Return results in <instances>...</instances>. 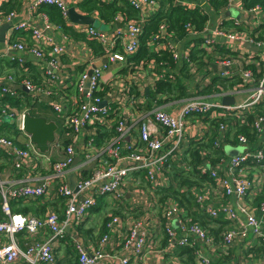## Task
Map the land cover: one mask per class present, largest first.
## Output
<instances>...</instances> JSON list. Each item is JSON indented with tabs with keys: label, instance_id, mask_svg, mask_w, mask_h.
I'll use <instances>...</instances> for the list:
<instances>
[{
	"label": "built area",
	"instance_id": "obj_1",
	"mask_svg": "<svg viewBox=\"0 0 264 264\" xmlns=\"http://www.w3.org/2000/svg\"><path fill=\"white\" fill-rule=\"evenodd\" d=\"M127 1L139 11L140 19L129 21L125 32L113 30L107 33L93 26L82 25L76 29L95 38L102 53L89 69L77 75L74 92L80 100L68 111L56 99L52 104L64 130L61 137L54 139V150L63 149L64 157L50 161L46 152L38 151L28 134L24 144L18 146L15 140L0 131V149L10 151L14 167L35 166L34 169L37 170L40 162H47L49 165L45 174H36L31 181L18 187L8 186L0 180V209L5 215V218L0 217V235L13 237L15 233L24 230L35 233L39 228L50 232L48 238L25 249L18 247L15 241L0 245L2 264H18L19 260L25 264H54L56 257L53 242L65 235L66 227L71 223L82 224L91 215V209L97 207L105 197L119 206H125L127 214L109 215L104 222L105 232L90 251L82 243L74 245L78 264H151L141 258L149 249L151 241L146 229L148 220L143 215H137L140 208L143 209V214L151 216L150 222L161 221L168 248H191L194 264H211V259L202 251L204 246L208 248L213 244L209 231L201 223L193 221L174 197L160 198L158 189L167 188L172 182L168 158L176 159L190 138L204 137L208 127L206 118L219 117L234 118L239 125L249 126L253 137L249 139L245 134L238 133L235 141L231 142L227 136V122L219 123L213 147L224 152L225 146L229 144L241 147V151L234 156H220L214 164L210 162L208 153L202 155L204 161L197 169L200 175L209 176L211 181L191 187L194 206L214 220H225V228L220 233L219 251L222 256L229 254L236 242L252 243V247L259 243L264 245L262 220L257 216V213L264 214V39H257L258 35L252 34L251 30L237 28L240 27L238 19L234 21L235 26L230 28L218 25L211 29L207 26L203 42L198 47L211 52L216 42H222L234 53L235 58L215 56L216 67L222 79H239V83L234 86L226 83L220 92L209 95L180 99L177 101L179 106L165 105L175 107L171 110L155 104L148 107L150 103L141 95L143 89L139 81L141 77L148 76L154 81L156 76L139 64L132 66L127 57L137 51L144 18L157 11L159 3L157 0ZM198 1H195L196 9L204 12L206 6H209V0ZM43 4L55 5L66 16L68 6L64 0H34L31 3V13H37L38 7ZM259 10L258 5L247 9L252 13ZM37 15L44 21V28L50 29L46 14ZM16 17L15 11L7 14L0 11V25L3 20L11 22ZM184 28L187 38L196 33L190 22ZM12 30H28L32 41L27 43L21 39L9 42V47L26 51L37 60L46 59L50 67L59 68L62 48L44 31L35 27L31 21L21 20L12 24ZM171 36L166 24L161 22L150 38V45L164 43L172 51L175 60H186L187 52L180 54L175 50V41H171ZM165 39L167 40L164 42ZM245 43L257 46L258 50L245 48ZM104 59L106 63L102 62ZM97 62L101 65L97 66ZM110 64H120V68H127L126 76L116 73L114 78L120 79L119 83L115 79L102 83L100 79L101 71ZM44 68L47 74H52L46 65ZM192 72H195L194 67ZM15 85L17 84L12 76L0 74V98L11 94ZM21 87L27 89L28 93L41 91L29 79H22ZM42 90L49 93L46 89ZM114 94H117L116 98ZM224 96L242 99L231 105L223 104L220 98ZM59 98L67 100L64 94ZM127 107L138 113L134 124H126L122 118L121 110ZM26 111L12 110L7 105L0 107V127L4 122L14 123L17 130L23 131L22 122ZM249 115H253L251 120L248 119ZM113 127L115 133L98 145V133ZM136 173L143 175L147 182L146 188L139 185L140 175H134ZM70 175L74 176L75 191L69 186ZM32 181L34 185L30 184ZM128 189L133 194V201L130 203L126 200ZM43 197H63V219L56 212H48L40 218L11 211L12 200ZM173 219H177V227L172 226ZM123 226L125 229L121 231ZM111 234L117 236L115 251L106 247ZM247 254L242 264H264V250L257 254L259 260L255 259L253 253Z\"/></svg>",
	"mask_w": 264,
	"mask_h": 264
},
{
	"label": "crops",
	"instance_id": "obj_2",
	"mask_svg": "<svg viewBox=\"0 0 264 264\" xmlns=\"http://www.w3.org/2000/svg\"><path fill=\"white\" fill-rule=\"evenodd\" d=\"M9 0H0V3L7 2ZM34 0H17L16 3H18L19 7L18 9H14L17 13V17L14 18L13 21L9 22L6 20L2 21L3 23H11L9 27L6 29L5 35H4V42H0V74L2 76H12L14 78V81L17 85L14 86V89L21 88V81L22 79H29L31 83L35 84L36 86L41 88V91H35L33 93H27L31 95L29 97L28 102H30L33 105V115L40 116L45 118L46 120H53L60 127L59 134L54 133V139L58 136L61 137L64 133V130L61 128L59 122H58V116L54 110L53 103L54 99H56L58 102H61L63 105V108L65 111H68L69 108L77 101L80 100V98L75 94L74 92V85L77 78V75L80 73V70L89 69L91 64L95 62V59L99 56H94L92 53L91 46L89 43L82 39V38H72L71 36H66L63 34L60 27L55 26L54 24L50 23L48 21V24H50V29H45L44 21L34 13H31V3ZM68 7H74V10L76 13L82 15V16H89L93 23L96 24H76L72 21H70L67 16L64 15L65 19L68 21V23L71 25V28L78 29L79 25L85 26V27H96L99 30L106 31L107 33H110L113 30H121V32L126 31V23L122 22V19H124V16L122 13L116 14V22L115 23H102L100 22L95 16H91L88 14H85L82 12L78 4L82 0H64ZM196 0H179V3L183 6L194 9L196 8ZM199 0L198 2H200ZM260 7V6H259ZM208 6H206L205 9H207ZM209 13V23L208 27L211 25V22L215 23V26L222 25L224 27L230 28L231 20L238 19L240 21V27L245 30H254L256 27L261 25L264 22V11L260 7V10L257 12H249L246 8H244L242 0H230L228 2L226 8L219 12L214 13L212 10L208 11ZM17 20L21 21H31L35 27L40 28L42 31L45 32V34L52 38V41L61 46L62 53L60 54V60L61 63L59 65V68L50 67V65L47 64L46 59L37 60L33 55L26 51H21L17 49H13L8 46L9 42H16L18 40H24L27 43H31V35L28 34V30H18L17 34L13 36V30H12V24L16 22ZM225 21V22H223ZM104 27V29H100ZM261 30V29H260ZM256 30L257 35H259V31ZM85 36H87L85 33H83ZM264 34V33H263ZM89 37V36H87ZM13 38V39H12ZM185 39H188L185 37ZM174 48L177 50L180 54L186 53L188 48L186 45L185 40H178L174 43ZM164 43L151 45L150 50L155 51L159 50L161 46L164 47ZM205 52V51H204ZM207 53V52H206ZM209 55L212 56V59L210 60L209 64H211L214 71H217L218 67H216L215 63V56L217 53L209 52ZM28 63L29 66H34L36 70H34L37 73L41 74L42 79L36 78V81H40L38 84L33 82L29 75L24 73L26 69H28V66L26 65ZM43 64L46 65V67L51 71V75L46 73V68L43 69V66L40 65ZM26 67H25V66ZM19 67L21 68L24 75H22V72L19 74ZM125 67L120 68V64H110L107 68L103 69L101 71L100 79L102 83H108L111 82V80L117 81L119 83L120 79L117 80V78H114L116 76V73L118 74L122 69ZM43 70V71H42ZM119 71V72H118ZM19 74V75H18ZM120 74V73H119ZM205 72L203 73V75ZM22 75V76H21ZM21 76L20 79L17 78ZM152 77H141L139 83L141 84L140 87L143 89V93L141 94L143 97L147 99V101L150 103L148 105H158L162 108H166L168 110L174 109L175 107L171 106L170 108L165 105H175L178 106L179 103L177 102L178 99L174 98L173 95L171 98L173 100L167 101V96L164 95H158L156 94L155 97H153L154 90L151 89V83H152ZM203 83L207 84L206 78H204ZM107 88V86H105ZM42 89H46L47 92L45 93ZM146 89L148 90V94L146 93ZM64 94L66 96L67 100L60 99V95ZM114 98L117 97V94L113 95ZM112 96V97H113ZM240 99L239 97L234 98V102H238ZM162 100V102H159ZM222 101V97L220 98ZM27 110V109H26ZM20 111V110H19ZM120 111V110H119ZM122 115L124 118V121L126 124H134L135 121L138 119V113L130 110L128 107L121 110ZM29 112V111H28ZM30 113V112H29ZM63 113V112H62ZM31 114V113H30ZM15 125V124H14ZM16 127V126H15ZM17 130V129H16ZM133 132L136 133V129L133 128ZM28 136L23 131L17 132V134L14 136L15 143L18 146H22L24 142L27 140ZM47 156H49L50 161H54V159H59L64 157L63 149H60L59 151L54 150V141L49 145L48 151L45 153ZM14 158L12 157L10 151L6 149H0V180L3 181L4 184L10 185V186H21L24 183H28L31 181V178L36 174H45L48 171L49 165L47 162H40L37 165V170L34 169L35 166H27L26 168H16L13 165ZM25 162V161H24ZM40 172V173H39ZM36 183V182H35ZM138 183L141 186L147 185V182L144 180L143 175L141 174ZM30 184L34 185V182H30ZM53 188V186L51 185ZM54 191V188H53ZM160 195V194H159ZM60 199H54L51 197H43V198H36V199H23L18 200L16 202L10 201L11 205V211L14 213H21L24 215H32L34 217H44L48 212H56L60 219L64 218V209L65 204L63 201V197H59ZM106 199H109L108 197H105ZM126 200L127 202L133 201V194L129 191L126 193ZM1 201V198H0ZM217 201V199H216ZM43 203H48L49 206L45 209ZM43 207V209H40V207ZM29 208V210H25L26 208ZM97 207H100L101 209H106L107 207L111 209H116L119 212V215L125 216L127 214V211L125 209V206H119L117 203H113L110 199L109 203H106L104 198L98 203ZM184 209L187 211L188 215L193 218L195 221L201 223L204 221H200L199 218L202 216H206L203 214L197 207L194 206V204L191 207H184ZM102 213V210H100ZM137 215H143L148 220V225L146 227L147 233L149 234V239L151 243L148 245L149 249L146 250L142 255L141 258L150 262L151 264H194L193 260H189V256L186 252H184V248L186 247H180L175 246L172 248L167 247L166 242V234L164 231V226L159 221L158 223H152L149 219H151V216L149 214H143V209L140 208L137 210ZM136 212V211H135ZM93 211L90 216L87 217V219L82 224H75L71 223L66 227L65 235L62 238L57 239L55 242H53L54 248L53 251L55 253V263L54 264H78V255L77 251L75 249L76 243H82L84 248L88 251H90L94 246H96L105 232L104 228V222L99 225V227H96L94 224V214ZM197 213V217H196ZM257 216L262 220V229L264 231V214L257 213ZM0 217L5 218V215L0 209ZM159 217V213H158ZM221 219V218H220ZM218 220V219H217ZM223 220V219H221ZM172 226L177 227L178 221L177 219H173L171 222ZM202 224V223H201ZM206 224H208L206 222ZM208 227L213 228L211 230H214V233L219 230V222L216 221V224L212 223L209 225H206ZM125 229V226L121 229L123 231ZM100 230L102 233H100ZM50 232L47 229H37L35 233H30L28 231H21L18 233H15L13 237H9L7 235H0V245H5L9 243L10 241H15L18 247L21 249H25L27 246L34 244L36 242L43 241V239L48 238L50 235ZM210 235L213 238V244L211 247L206 248L205 246L202 248V251L204 254H206L211 259V264H242L247 253H253L256 260H259L258 255L260 254V251L262 249L261 243H259L258 246H253L252 243H243L242 242H236V245L231 247L229 252V260L226 262H222L221 260L224 259L225 256H222L219 249H220V231H218L219 240L214 241V236L210 233ZM216 239V238H215ZM116 240L117 236L116 234H111L109 242L107 243L106 247L110 251L116 250ZM255 243V241H254ZM261 247L260 250L256 251L258 247ZM188 249V248H186ZM190 249V248H189ZM258 254V255H257ZM18 264H22L23 261L19 260L17 262ZM0 264H2L0 262ZM25 264V263H23ZM113 264H116L114 262Z\"/></svg>",
	"mask_w": 264,
	"mask_h": 264
},
{
	"label": "trees",
	"instance_id": "obj_3",
	"mask_svg": "<svg viewBox=\"0 0 264 264\" xmlns=\"http://www.w3.org/2000/svg\"><path fill=\"white\" fill-rule=\"evenodd\" d=\"M16 1L17 0H9L7 2L0 3V11L3 14H7L14 9H18L19 5L16 3ZM157 1L159 3L158 10L144 18L142 32L139 35V45L137 51L127 57L128 63L133 64L132 66L139 64L144 70H147L148 72H154L156 80L153 81L155 88L153 97H155L156 94H165L168 97L167 101L173 100V98H171L172 95L174 98L180 100L191 96L209 95L212 92H220L226 86V83H230V86L237 85L239 83V79L231 80V78L226 77H223L222 79L220 76V71H214L211 64H209L212 56L209 55V52L205 51L203 48L201 49L198 47L199 44L203 42L205 37L204 29H206L210 21L208 11L212 10L214 13L223 11L228 4V0H209V6L204 12H201L196 8H187L178 1L174 0ZM242 2L244 8L246 9L258 5L264 11V0H242ZM78 7L85 14L95 16V18H97L100 22L106 24L112 22L115 23V17L117 13H122L124 16L122 22H125L126 24L131 20L139 21L140 19L139 11L134 8L127 0H111L108 2L102 0H82L79 2ZM37 13L46 14L47 20L55 26L60 27L64 35L71 36L75 39L82 38L86 40L91 46L94 56L101 55L102 49L98 41L93 37H87L82 32L71 28V25L65 19L60 9L55 5H40L37 9ZM234 21L235 19L231 20L232 26H235ZM161 22L165 23L168 32L172 33L171 41L185 40L187 47H191L187 50L186 60H175L173 58L172 51H170L166 45H164V47L161 46L159 50H150V38L158 30L159 23ZM188 22L194 25L196 33L193 34L191 38L185 39L186 31L184 25ZM237 28L243 29L241 27ZM256 30H260L258 32L259 35L257 36V39H264V22L254 30H251V33L255 34ZM15 33L17 34V31H13L12 37L16 35ZM28 34H30V32H28ZM166 40L167 39H165L164 42ZM212 52L217 53L216 56L235 58L234 53L225 47V45L220 41L213 45L211 53ZM26 65L28 66V69H26L24 73H27L30 79L38 84L40 81H36L35 79L39 78L41 80V74L34 71L36 70L34 66H29L28 63H26ZM193 67L195 68V72H192ZM81 71H83V69L80 70V72ZM131 71H133V69ZM21 72L22 70L19 67V74ZM204 72L205 74L203 75ZM119 73L126 76L128 74L127 68L122 69V71ZM22 75H24L23 72ZM21 76H17V78L20 79ZM204 78H206L207 84L203 83L202 80ZM29 97H31V95L21 88L12 89L11 94L0 98V107H5L7 105L9 109L16 111L27 109V111L32 114L33 105L28 102ZM159 102H162V100ZM252 117L253 115H249L248 119L251 120ZM205 121L207 122L208 127L204 133V137L202 139L190 138L188 143L178 153L176 159L174 157L168 158L167 162L169 164V176L172 182L167 188L158 189V193L161 194L160 198L172 196L182 207H191L193 204H195L192 191L190 190L191 187L201 186L204 182L211 181L209 176L200 175L197 169V167L204 161L202 155L208 153L210 156V162L212 164H214L220 156H225L224 152L213 147V140L216 137V130L220 122H227V136L231 142L235 141L236 135L238 133L245 134L249 139L253 137V134L249 130V126L239 125L238 121L234 118H206ZM12 127H14V129L11 130L13 132L16 130L14 123L4 122L0 127V131L7 130L8 132ZM114 133V127L110 130L99 132L96 139L97 144L100 145L101 143L105 142ZM134 175L140 174L136 173ZM260 199L263 198L260 197ZM210 202H212L211 199ZM41 205H43L45 209L47 206H49L48 203H43ZM40 209H43V207L41 206ZM25 210H29V208L27 207ZM98 210H100V207L95 209L92 208L91 213ZM197 216L198 215L196 213V217ZM103 220L105 222L107 218L105 217ZM199 220L204 221L201 222L202 226H204L209 231V233L214 236V241L216 242V240H219L218 231L221 233V231L225 228V220H214L207 215L200 217ZM193 221L195 220L193 219ZM216 221L219 222V230L214 233V230H211L213 228L210 229V227L206 225L212 223L216 224ZM206 222L208 224H206ZM103 230H105V226L102 229V232ZM102 232L100 230V233ZM186 248H184V252L188 254L189 260L192 261V249ZM260 249L261 247L259 246L256 251ZM262 250H264V245H262L261 251ZM227 260H229L228 254L225 255L224 259L221 261L226 262Z\"/></svg>",
	"mask_w": 264,
	"mask_h": 264
},
{
	"label": "water",
	"instance_id": "obj_4",
	"mask_svg": "<svg viewBox=\"0 0 264 264\" xmlns=\"http://www.w3.org/2000/svg\"><path fill=\"white\" fill-rule=\"evenodd\" d=\"M66 16L67 18L76 23V24H96L93 23L92 19L89 16H82L75 12L74 7H67L66 9ZM11 25V23H3L0 25V42H4V35L6 32V29ZM215 23L211 22V25L209 28H214ZM104 27L102 26V28ZM244 47L252 50L257 51L258 47L251 44V43H245ZM103 63H106V59L102 61ZM97 66L101 65L100 62H97ZM91 71L89 70L88 74H90ZM88 84V80H86V85ZM24 91H27L24 87H22ZM146 93L148 94V90L146 89ZM223 104H233L234 103V97L233 96H224L222 98ZM22 129L23 131L28 134L31 138V141L36 146L38 151L40 152H47L49 149V145L54 141V133L57 129V124L53 120H46L43 117L36 116L33 114H30L28 111L24 113L23 122H22ZM69 186L74 191L75 189V182H74V176L70 175L68 178Z\"/></svg>",
	"mask_w": 264,
	"mask_h": 264
},
{
	"label": "rangeland",
	"instance_id": "obj_5",
	"mask_svg": "<svg viewBox=\"0 0 264 264\" xmlns=\"http://www.w3.org/2000/svg\"><path fill=\"white\" fill-rule=\"evenodd\" d=\"M190 88V87H189ZM179 106V105H178ZM12 129H14V127L10 128L9 131L7 132V130H2L1 133L5 134L7 137L11 138L12 140H14V135L18 132L16 130H14L13 132L11 131ZM60 127L58 126V128L55 131V134H59L60 132ZM241 151V147L238 146H232L227 144L224 148V154L225 156H234L236 154H238ZM147 185L143 186V188H146ZM159 197L161 196L158 195ZM104 200L106 201V203H109V199L104 198ZM97 208V207H95ZM94 208V209H95ZM102 210V213L101 211ZM96 211L93 215H94V224L96 227H99L100 224H102L104 222V218L106 217L108 219L109 215H119V212L116 209H111L109 207H107L106 209H101Z\"/></svg>",
	"mask_w": 264,
	"mask_h": 264
}]
</instances>
